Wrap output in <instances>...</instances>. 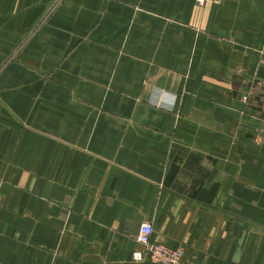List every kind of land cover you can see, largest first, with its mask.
I'll use <instances>...</instances> for the list:
<instances>
[{"label": "crops", "instance_id": "1", "mask_svg": "<svg viewBox=\"0 0 264 264\" xmlns=\"http://www.w3.org/2000/svg\"><path fill=\"white\" fill-rule=\"evenodd\" d=\"M12 2L0 264H264V0Z\"/></svg>", "mask_w": 264, "mask_h": 264}, {"label": "built area", "instance_id": "2", "mask_svg": "<svg viewBox=\"0 0 264 264\" xmlns=\"http://www.w3.org/2000/svg\"><path fill=\"white\" fill-rule=\"evenodd\" d=\"M222 0H195V2L201 6L209 3H219ZM243 99L248 100V96L244 95ZM153 233L152 224L144 222L140 226L138 233V241L144 247L141 251H135L133 256L138 261L150 260L155 263L161 264H179L184 250L182 248L171 249L162 244L153 243L151 236Z\"/></svg>", "mask_w": 264, "mask_h": 264}, {"label": "rangeland", "instance_id": "3", "mask_svg": "<svg viewBox=\"0 0 264 264\" xmlns=\"http://www.w3.org/2000/svg\"><path fill=\"white\" fill-rule=\"evenodd\" d=\"M14 3L12 0L0 1V25H8L12 22ZM13 55H9L6 62L12 61ZM2 63V62H1ZM0 63V64H1ZM4 68V62L0 65V74Z\"/></svg>", "mask_w": 264, "mask_h": 264}]
</instances>
